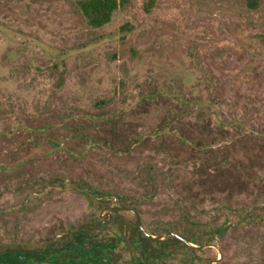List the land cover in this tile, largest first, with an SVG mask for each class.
Wrapping results in <instances>:
<instances>
[{"label": "rangeland", "instance_id": "obj_1", "mask_svg": "<svg viewBox=\"0 0 264 264\" xmlns=\"http://www.w3.org/2000/svg\"><path fill=\"white\" fill-rule=\"evenodd\" d=\"M79 1L0 0V250L264 264V0Z\"/></svg>", "mask_w": 264, "mask_h": 264}, {"label": "flooded vegetation", "instance_id": "obj_2", "mask_svg": "<svg viewBox=\"0 0 264 264\" xmlns=\"http://www.w3.org/2000/svg\"><path fill=\"white\" fill-rule=\"evenodd\" d=\"M110 209H112L113 211L116 212L118 210L126 209V208H124V207L123 208L122 207H111ZM127 210H129V209H127ZM131 212H133V214L137 217V221H138V218L140 219V217L138 216L136 211L131 210ZM109 218L112 219L113 218L112 215H110ZM249 222H252L251 219L249 220ZM97 224L98 225H94L95 228L103 226V224L101 222H99ZM138 225H139V227H138L139 231H137V235L134 238V246L133 247L137 251H139L141 254L133 255L132 256L133 259H131V262L128 264H136V263L150 264L147 260L142 259V257L148 258L149 253H147V252H149V251L146 249V246H144V243L141 240V236L139 235V232L141 234H144V233L146 234V232L144 231V227H143V225L142 226L140 225L139 221H138ZM232 225H235V224H232ZM82 226H80L75 231L60 234L56 238H59L61 240H68L69 238L84 237L86 227H82ZM211 229L213 230L214 228H211ZM210 230H209L210 234H212V235L215 234V233H211ZM146 235H148V234H146ZM59 236H62V237H59ZM150 237H151L150 241H153V239H158L157 237H153L152 235H150ZM165 237L178 239V240L183 241L186 245H188L190 247L192 246V244L187 239H185L184 237H182V236H180L174 232H167ZM114 238H117V237H114ZM80 240L81 241L78 244L71 245L72 247L69 250V254H66V252L63 249H55V243L48 244L41 251H34V250H30V249H20V248H11V249L0 250V264H28L30 259H37L34 257L40 258L37 260H38V262H42V263H44V262L48 263V261H50V260H55L59 263L60 261L70 259V260H74V263H77V264L78 263L79 264H104V261L107 258H109V260L111 262H114V263L119 262L115 259L114 253H112V251H114L116 248L115 245L109 246L108 243H106L104 245L103 249H101L100 247H94V246H96V244H92L91 246H88L90 243L87 242L88 240L85 237L81 238ZM135 245H137V246H135ZM207 245L210 246V244H207ZM78 246H80V248L82 250H84L83 251L84 257H82V256L79 257V255L72 254V252H74ZM86 246H88V247H86ZM105 246H107L109 248L108 251L104 249ZM98 249H100V250H98ZM58 254H60L59 256H61V257H59ZM31 256H33V257H31ZM97 257H99L98 260L94 261V258H97Z\"/></svg>", "mask_w": 264, "mask_h": 264}, {"label": "trees", "instance_id": "obj_3", "mask_svg": "<svg viewBox=\"0 0 264 264\" xmlns=\"http://www.w3.org/2000/svg\"><path fill=\"white\" fill-rule=\"evenodd\" d=\"M126 0H80L78 7L82 14L97 28H101L111 21L114 12L118 11L121 7V3H125ZM127 2V1H126ZM248 5L251 8L257 7V0H247ZM251 220H254L253 218ZM254 222V221H252ZM228 225L225 227H216L211 233H221L222 230H227Z\"/></svg>", "mask_w": 264, "mask_h": 264}, {"label": "water", "instance_id": "obj_4", "mask_svg": "<svg viewBox=\"0 0 264 264\" xmlns=\"http://www.w3.org/2000/svg\"><path fill=\"white\" fill-rule=\"evenodd\" d=\"M138 221H139V223H140V225L142 226V224H141V220L138 218Z\"/></svg>", "mask_w": 264, "mask_h": 264}]
</instances>
